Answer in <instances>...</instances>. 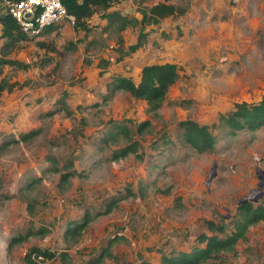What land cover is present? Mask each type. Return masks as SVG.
<instances>
[{
    "label": "rangeland",
    "instance_id": "1",
    "mask_svg": "<svg viewBox=\"0 0 264 264\" xmlns=\"http://www.w3.org/2000/svg\"><path fill=\"white\" fill-rule=\"evenodd\" d=\"M11 1L0 0V12H9ZM158 1L185 2H116L108 9L136 19L123 29L98 9L86 28L64 21L13 46L0 37V55L28 64L1 65L0 79L29 81L0 92V264H24L33 244L55 252L42 264H137L142 258L158 264L162 252L190 250L199 233L210 234L206 219L228 223L243 199L264 198V127L235 135L214 129L215 148L198 153L178 126L187 118L210 124L235 103L264 97V0H190L184 14L142 24L141 8ZM140 30L144 44L121 55ZM164 61L180 65V76L156 112L127 91L103 100L112 76L137 81L144 64ZM63 93L71 114H44L59 106ZM144 120L149 125L140 133ZM31 128L39 133L3 146ZM132 141L141 157L110 159L114 148ZM50 157L58 168L71 163L80 171L67 188L50 170ZM128 187L134 194L94 216ZM86 212L93 218L81 235L65 236L69 221ZM39 226L48 230L9 246L13 235ZM202 264H264V219L234 248Z\"/></svg>",
    "mask_w": 264,
    "mask_h": 264
},
{
    "label": "trees",
    "instance_id": "2",
    "mask_svg": "<svg viewBox=\"0 0 264 264\" xmlns=\"http://www.w3.org/2000/svg\"><path fill=\"white\" fill-rule=\"evenodd\" d=\"M10 1V0H7ZM66 6L67 10L75 15V23L83 28H86V19L98 9L106 10L111 5L122 0H61ZM143 2L145 0H139ZM189 1L185 0L182 4L168 3L158 1L152 5H144L141 8L142 17L140 22L157 23L165 16H177L184 14L188 7ZM108 17L109 24L118 23L119 28H125L136 19H130L122 15L118 11H108L105 13ZM0 37L5 38V44L13 46L15 42L26 38L25 34L19 28L16 20L9 12H0ZM55 26V25H54ZM54 26L45 28L44 31L50 30ZM146 40V32L140 30L137 40L128 45L127 50L121 49V55L135 51L141 47ZM43 44V43H41ZM13 64L20 67H27L28 64L18 59H10L0 55V66L3 64ZM180 65L172 61L153 62L144 64L141 67L139 79L136 81L131 76L114 75L106 83V92L103 95V100L110 99L115 92L122 90L129 92L136 99H143L147 103L149 112H156L159 109L166 97L170 86L180 76ZM29 81L22 82L18 80L9 81L6 78L0 79V92L2 90L11 91L14 88H20L27 85ZM59 99V106L55 109L46 111L44 114L52 115L59 110H65L67 114H71L68 108L65 96ZM149 125L148 120L141 121L137 124L138 132L142 133ZM118 131L124 133V127L116 125ZM178 126L182 129V139L193 150L198 153L205 151H212L217 142V134L213 131L217 129L226 135H235L239 131L249 130L254 131L264 127V97L256 102L240 101L235 103L234 108L225 113H219L217 120L210 124L199 123L194 119H183L178 122ZM39 128H31L28 131L18 133V137H13L11 140L4 142L3 146L9 142L27 141L39 133ZM116 133V131H114ZM107 139V138H106ZM134 153L136 156L141 157L138 152V142H128L120 147L114 148L110 154V159L116 160ZM52 166L50 170L58 171L59 186L62 189L68 187L71 177L80 175V171L74 168L71 163L64 165V169L58 168L55 160L50 157ZM134 194V191L128 187L125 193L119 192L106 199L104 209H99L95 212L94 216L107 214L119 203L120 200L129 195ZM27 210L32 213V204H27ZM93 216L89 212L80 220H70L66 230L65 236H70L77 239L81 235L84 228L92 220ZM264 219V198L259 202L252 203L251 201H242L237 205L236 212L233 218L227 223L223 220L206 219L205 225L210 231V234L201 232L197 235L196 240L198 245L193 246L190 250H178L170 253H161L160 261L158 264H202L204 261L214 257L222 250L232 249L240 238L246 237V232L251 224ZM48 229L39 226L35 229L29 227L25 232H20L13 235L9 240V246L27 240L31 234H44ZM114 239L110 238L107 241V247L104 248L105 253L108 255L109 248L113 244ZM55 257V252L46 247L39 245H31L24 253V264H42L46 259ZM137 264H154L146 259H141Z\"/></svg>",
    "mask_w": 264,
    "mask_h": 264
},
{
    "label": "built area",
    "instance_id": "3",
    "mask_svg": "<svg viewBox=\"0 0 264 264\" xmlns=\"http://www.w3.org/2000/svg\"><path fill=\"white\" fill-rule=\"evenodd\" d=\"M9 13L28 36H38L45 28L64 21H76L61 0H12Z\"/></svg>",
    "mask_w": 264,
    "mask_h": 264
},
{
    "label": "crops",
    "instance_id": "4",
    "mask_svg": "<svg viewBox=\"0 0 264 264\" xmlns=\"http://www.w3.org/2000/svg\"><path fill=\"white\" fill-rule=\"evenodd\" d=\"M111 6H112V5H111ZM111 6H110V7H111ZM109 9H110V8H109ZM109 9H108V8L106 9V13H107L108 11H111V10H109ZM106 18H107V20H108V17H106ZM40 35H41V34H40ZM40 35H39V36H40Z\"/></svg>",
    "mask_w": 264,
    "mask_h": 264
},
{
    "label": "water",
    "instance_id": "5",
    "mask_svg": "<svg viewBox=\"0 0 264 264\" xmlns=\"http://www.w3.org/2000/svg\"><path fill=\"white\" fill-rule=\"evenodd\" d=\"M247 199H243L242 201H246Z\"/></svg>",
    "mask_w": 264,
    "mask_h": 264
}]
</instances>
